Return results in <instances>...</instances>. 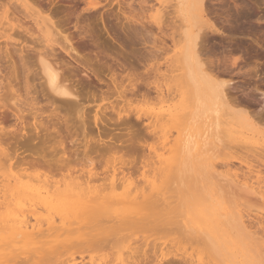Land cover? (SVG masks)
<instances>
[{"label":"rangeland","instance_id":"obj_1","mask_svg":"<svg viewBox=\"0 0 264 264\" xmlns=\"http://www.w3.org/2000/svg\"><path fill=\"white\" fill-rule=\"evenodd\" d=\"M206 1L205 8L207 7L206 10L209 11L207 19L209 18L208 22L215 30L214 33L210 34L212 37L210 36L211 39L207 44L208 55L211 53L210 59H213L216 63L226 57L228 60L230 58L231 60L235 59L237 67H246L238 75L239 68L236 69L235 65L234 69L237 71L234 70L231 75L224 78L231 81L229 83L230 90L232 87H236V89L232 88V91H230L231 99L234 100L233 102L239 109L248 113L251 124L243 126L238 124L239 122L236 123L235 121L237 120L235 118L230 117L229 119V116H226L228 125L224 123L215 133L209 132L207 134L203 132L204 130L193 129L192 132L199 133L201 136L204 135L203 138L200 136L195 140L197 144L194 151L195 160L191 165L192 174L191 176L186 174L187 176L189 175L188 179L184 175L187 180L183 178L185 182L180 184L181 176L179 177V183L174 175L178 173V169L180 170L178 163L183 158L173 152V159L170 151L172 152L173 150L174 140L180 130V127H178L180 125L176 124L178 122L183 123L181 122L182 120H175L177 117H170L169 119L166 117L163 119L160 116L165 113L164 111H167L166 109H173L177 101L175 82L171 79L172 70H168L172 69V67H169L170 63L167 62L172 56V50H170L172 49L171 42L168 36L171 34L170 32H174L175 25L173 23L172 26L170 25L172 20L170 23L168 22L167 24L172 29L170 31L169 28L168 31L166 28L167 32H165V26L158 22V17L156 16V9L158 8L156 0H27L29 8L23 6L22 0H0V6L2 7L3 5V9L0 8L1 47L7 43L10 49L12 48L11 51H13V48H18L21 42L30 45V37L22 34L21 30L17 28L16 19H21L25 22L22 23V26L27 28L28 35H33V40L41 41L42 45L45 44L46 40H51L52 33H47L36 25V22L41 21L43 17L55 21L56 25L59 24L58 29L62 34L75 36L74 39L77 37V31L74 26L78 28L80 24L83 26V23L92 24L91 28L94 27V38H97L102 44V48L99 50L115 56L119 49L116 46L117 44H112L106 40L103 27L101 22H99L102 17L107 28L118 38L117 43L124 51L129 55L133 52L136 54V56L133 54L131 56L128 55L124 61L130 67L132 65V73L133 71H135L134 73L138 72L139 84L146 85L145 87L141 86L144 88L143 90L141 88V92L143 91L142 93L145 95L131 97L127 94L124 96L125 100L118 97L114 92L112 94L115 95L111 96L110 89L112 90L113 88L111 85H105L106 87L99 85L102 87L101 89L97 85V89L99 88L100 90H97L96 100L94 98V101L90 100L84 103V106H86L85 113L88 118L91 119L96 114L97 118L105 119L103 121L111 124L110 127H107L110 129L107 135L109 137L103 138L105 141H111L115 146L110 152L105 153L103 162L108 161V171L107 169L105 170L103 162L101 165L97 164L95 170L98 174L97 182L94 181L89 184L90 187L95 188L94 195L98 193L97 196L100 194V196L105 197L107 201L105 210L97 212L96 215H84L85 217L78 214L55 213L45 210H37L35 216L30 212L24 214L34 224V219L39 218L41 229L46 228L47 222H53L56 226L64 224L65 227L69 228L84 227L86 230L84 235L88 236L87 239L84 237L85 241L91 245L80 244L75 241L65 242L64 236L54 242L56 235L61 234L54 232L51 233L52 236L39 238L40 243L36 245L38 249L36 248L34 252L29 248L16 251L3 264H62L64 260L63 264H107L108 261L110 262L109 264H117L118 262L119 264H124L126 261L130 264L132 258L140 257L138 254H144V250L145 253L146 251L149 252H147V256L151 255L153 260L151 259L148 263L153 261L152 264H181L180 262H183V260L187 261V264H191L189 262H192V264H259L256 253L264 248V1L245 0V3L257 11L258 17L260 16L259 20L252 18L248 24L239 22L236 19L237 13L242 6L240 0ZM89 3L98 4V6L95 10L88 11ZM5 9L9 10L8 15L3 14ZM127 20L132 22L141 21L147 25L148 30H145L146 32L140 28L142 33L145 32V34L136 30L141 33L142 37L138 38V40L135 39V42L125 39L124 34L116 28ZM76 22L78 23L76 24ZM250 25L256 28L258 34L249 30H242V26ZM162 32H165V34ZM88 47H91V45L89 44L82 53L92 58V52L95 51V48ZM137 51L144 52L146 57L149 51H156L157 53L155 52L153 57L148 56L147 60H141L140 63L138 62ZM128 57L129 59H127ZM108 59L104 60L106 66H102L104 72L109 65L111 68L119 65L117 61ZM166 70L168 72H165ZM246 71L249 73L248 75L244 73ZM116 73L118 74V80H120L119 74L126 75L124 70L123 73L116 70ZM242 73L246 76H242ZM169 74L171 75L169 76ZM123 77L125 78V76ZM169 77L170 80H168ZM107 79L106 81L109 82V79ZM91 80L93 82L90 81V84L95 85L96 82L93 79ZM85 82L87 84L88 81ZM127 84V81L124 80L123 85L127 86ZM157 85L161 87L160 90L162 91L159 96V93L155 92L154 89ZM10 97V95H7L6 100H9ZM102 98L103 101H101ZM129 99L130 102H128ZM168 106L169 108H167ZM154 114H158V118ZM69 115L75 118L76 112L73 111ZM136 116L140 117L142 125H140L139 121H136ZM116 117H130L131 124H136V127L139 126V129L134 128L140 132L139 137L137 139L132 138L131 142H128V139H131L128 138V131L120 126ZM171 118L173 119L171 120ZM224 118L225 116L221 119L224 120ZM115 119L116 121H114ZM27 120L29 121L30 119ZM112 122L117 124L114 125ZM91 124H93L92 121ZM118 124L119 126H116ZM99 126L102 125L100 124ZM93 131L89 132V134L93 133L89 137L87 136L86 140H90L93 137L96 138L95 129ZM140 135L143 136L141 137ZM76 137L79 143L78 151L68 155L78 162L74 165L76 167L75 170L85 173L89 168L79 165V162H87L85 153L88 148H86L85 139L82 138L80 132ZM197 152L201 159V161L199 160L201 168L206 174L205 178L202 176L203 174L196 173L195 170L199 158L198 155L195 156ZM90 157L96 161L95 155L88 152V158ZM28 158L31 159L30 157ZM178 158L181 160L179 161ZM18 162L13 159L10 171L6 170L4 172V169L1 170L0 180L6 175L14 176L17 182L20 183L33 182L37 184L36 182H43L47 179L36 169L21 165ZM160 162L163 163L162 165L160 164L161 166L159 165ZM7 164L8 162L3 159L0 162V165L6 167ZM110 166H115L117 173L123 172L126 179L133 180L134 186L136 185L135 182L138 183L136 186L141 185L139 186L140 189H138L143 191V197L137 201L141 204L144 203L146 208L128 207L123 202L128 198V195L125 197L122 194L124 190L126 192L125 184L127 182L117 186L118 190H112L108 188V181L103 182L102 180L103 183L101 180L98 181V178L105 179L112 174ZM196 169L198 171V167ZM157 172L162 173L161 176ZM194 172L197 175L199 174V176ZM65 173L62 171L61 174L52 175L54 179L59 180ZM154 174L157 176H154ZM127 175L130 177L127 178ZM117 176L119 178L122 175L118 173ZM73 177L75 176L73 175ZM82 179H86V176ZM144 180L149 181V188H144L148 191L142 189L146 187L143 184ZM138 181L143 182L139 184ZM142 185L144 186L142 187ZM103 188L109 189V192L106 189L101 192ZM152 188L155 192L153 197L151 196L153 194ZM138 189L135 190L134 188L130 197L134 193H138ZM155 202L157 205L160 202L163 204L158 205V208H156L157 206L154 208ZM11 212V208L6 209L0 206V240H4L10 235L7 229H3L1 222ZM225 219L240 220L242 226L244 225L246 229H244L245 235L243 231L240 234L237 233L235 237L231 236L232 238L228 239L229 246H226L220 239V234L227 227ZM125 222L134 223L127 227L129 224ZM141 222L143 224L146 223L147 226ZM258 222L260 223L258 224ZM209 233H213L218 238L217 241L215 239L208 240L204 237L205 234ZM132 239L137 242V246L138 244L140 246L142 241L145 242H142L143 248L141 252L135 248V242L131 244L133 242ZM137 239L139 240L137 241ZM58 241L59 244H57ZM128 246L134 248L132 249ZM130 249L135 252L138 251V254ZM125 251L128 253H125ZM153 253H155L154 256L152 255ZM143 254L139 259L140 261L142 260L141 262L146 260ZM126 256V261L124 260L123 262L122 258ZM130 256L132 257L130 258ZM184 258L187 259L185 260ZM135 261L138 262V258Z\"/></svg>","mask_w":264,"mask_h":264},{"label":"bare ground","instance_id":"obj_2","mask_svg":"<svg viewBox=\"0 0 264 264\" xmlns=\"http://www.w3.org/2000/svg\"><path fill=\"white\" fill-rule=\"evenodd\" d=\"M22 1L24 3L23 6L29 8L28 3L26 2L27 0ZM240 1L242 6L237 13L236 19L239 22L247 24L252 18H257L259 20L260 16L258 17L257 11L245 3V0ZM258 1L264 0H255V2ZM156 2L158 4L156 16L158 17V22L165 26H163L165 28V32H167V30L169 31L172 23L175 25L174 32H170L171 34L168 36L170 37L172 48L170 50H172V56H170L171 58L167 62L170 63L168 66L172 67V69H168L167 66L166 68L170 71L172 70V75L169 74V76L171 75V79L175 82L177 101L173 109H166L167 111H164L165 113L160 116L163 119L166 117H168V119L170 117H177L175 120H182L181 122L183 124L177 121L178 124L176 125H180L178 126L180 127V130L177 132V140H174L172 152L170 151L171 149L169 151L172 155L174 152V154L176 153L180 156V158H183L182 161L178 163V168H180V170L178 169V171L176 169L178 173H175L176 175H174L177 177L178 182L179 177L181 176V183H179L183 184L185 180L188 179L189 175L191 176L192 174L191 170L193 169L191 165L195 160L194 151L196 150L197 144V141L195 140L197 137L201 136L199 133L192 132L193 129L204 130L203 132L207 134L209 132L215 133L224 125V123L227 124L228 119L226 116H229V119L230 117L235 118L237 120L235 122H239L238 124L243 126L250 125L251 121L248 117V113H246L245 110L243 111L242 109H239L233 102L234 100L231 99L232 95L230 96V91H232V88L236 89V87H232L230 90L229 83L231 81L225 79V76L231 75L234 70L237 71L236 69L239 68L237 67L236 60H231L230 57V60H228V58L225 57L224 59L222 58L219 63H216L213 59H210L211 53L208 55L209 50L207 48V44L212 37L210 34L214 33L215 30L208 22L209 18L207 19V13L209 12L206 10L207 7L205 8V2L207 1L156 0ZM97 6L98 4L89 3L87 10H95ZM0 8L3 9V5L2 7L0 6ZM8 12L9 10L5 9L3 14L8 15ZM24 20L26 19L24 18ZM15 21L17 28L21 30L22 34L30 37L27 38H29V42H31L30 45L32 47L26 43L23 44L22 42L19 43L18 48H13V51H11L12 48L10 49L7 43H5L3 47L0 46V162L2 159L8 162L7 167L0 165V171L3 169L4 172L6 170L10 171L13 165L11 161L15 159L16 162L19 161V164L27 165L36 169L38 172H41L47 179L43 182L38 181L36 182L37 184H34L33 182L20 183L17 182V179L14 178V176L6 175L2 180H0V206L5 207L6 209L11 208L12 211L11 214H8L4 218L3 221L1 220L3 229H7L10 232V235L4 240H0V264L5 263L7 259H9L10 255L14 254L16 251L27 250V248H29L34 252L37 248L36 245L40 243L39 238L41 239V237H47L49 235L52 236L51 233L54 232L61 233L60 235H56V240L54 242H57L58 238L64 236L65 242L75 241L76 243L91 245L85 241L88 236L84 235L86 234L84 227H81L82 229L79 227L69 228L65 227L64 224L56 226L53 222H47L46 228L41 229L39 218L34 219V224L31 223L30 220L26 218L28 216L25 217L24 214L26 212H30L35 216V212L37 210H45L55 213H72L83 216H91L94 214L96 215L97 212L99 213L105 210L107 202L105 197L100 196V194L97 196L98 193L97 195H94L95 188L90 187L89 184L94 181L97 182L96 180L98 174L95 172L96 165H101L104 161L105 153L110 152L115 147L111 141H105L103 139L108 135L110 129L107 127H110L111 124L107 121H103L105 119L101 120L97 118L96 114L91 119L88 118L85 113L86 106H84V103L90 100L94 101V98L96 100L97 90L99 89H97V85H111L113 87L112 90L109 88L111 96L117 94L118 97L124 100L126 99L124 96L127 94L131 97L136 95H145L142 93L143 91L141 92V86H146L144 84H139L140 78H138V72H131L132 65L130 62L129 64L131 67L125 63L126 61H124V59L129 54L126 53L117 43L118 38L110 31V29L107 28L105 21L102 20V17L100 21H98L101 22L106 40L110 41L112 44H117L116 46L119 49L115 56H112L111 54L109 55L103 50H99L102 48V44L97 38H94V27L91 28L92 24L89 25L90 23L88 22V24L83 23V26L78 24V28L74 26L77 31L76 40L74 39L75 36L62 34L58 29L59 24L56 25L55 21L42 17L41 21L36 22L37 27L44 29L47 33H52L51 40H46L45 44L42 45L41 41H38L37 39L33 40V35H28L27 28H23L22 26V23L25 22L21 19H16ZM168 22L171 26L167 24ZM77 23L78 22H76V24ZM145 25L146 24L141 21L132 22L127 20L125 23H121L116 28L124 34L125 39L127 38L130 42H133L135 39L138 40V38L142 37L141 33L143 30H148L147 25ZM137 26H139V28L136 29ZM171 29L172 28H170V31ZM136 30L141 31V33ZM160 30L163 31L162 29ZM242 30H249L258 34V31L253 25L242 26ZM145 32L142 34H145ZM165 32L162 33L165 34ZM89 44L91 47L88 48H95V51L92 50L94 52L91 51L93 53L92 58L82 53ZM156 51L158 52V50ZM155 52L149 51L147 57L144 52H138V62L141 63V60H147L146 58H148V56L153 57ZM132 54L136 56L134 52ZM132 54L130 53L129 56ZM106 58H109L111 61H117L119 65L116 67L111 65L112 68L109 65L106 67V71L104 72V70H102V66H106V64H104V60ZM127 59H129V57ZM235 65L236 69H234ZM222 67L224 68L222 69ZM243 68L246 67L241 66L238 69V75L242 72L241 70ZM116 70L121 73H123L124 70L126 75L119 74L120 80H118ZM168 70L165 72H168ZM244 73L246 74L247 71ZM245 74L242 73V76H246L249 73ZM123 76H125V78ZM164 76L166 75L164 74ZM106 78L109 79V82L106 81ZM91 79L96 82V84L94 83L95 85L90 84V81L93 82ZM124 80L127 81V86L123 85ZM168 80H170V77ZM83 81L88 82L86 84V82L84 83ZM101 88L102 87H100V89ZM143 89L144 88H142V90ZM154 89L155 92L157 91V93H159L158 96L162 94V91L160 90L161 87H158V85L154 87ZM113 92L115 94H112ZM7 95L11 96L9 100H6ZM101 101H103V98ZM128 102H130V99ZM167 108H169V106ZM73 111L76 112L75 118H72L69 115ZM154 116L158 118V114H154ZM223 116H225L226 119H221ZM116 118L118 123H120V126L124 127V129L128 131V138H131L128 139V142H131L132 138L137 139L139 137L140 132L137 130L139 129V126L136 127V124H131L132 121L130 117ZM27 119L30 120L28 121ZM135 119L136 121H139L140 125H142L140 117L136 116ZM172 119L173 118H171V120ZM90 120L93 122L94 126L91 124ZM114 121H116V119ZM112 123H114V125L117 124L116 122ZM100 124L102 126H99ZM181 125L183 128H181ZM116 126H119V124ZM135 127L137 129H134ZM106 128L108 131H106ZM93 129H95L96 135H94L96 138L93 137L90 140H86L89 135H92L94 132ZM90 131L93 132L89 134ZM79 132L81 133L82 138L85 139L84 142L86 148H88L85 153V159L87 162H79V165L87 166L89 168V170L85 173L83 171L75 170L76 167L74 165L78 162L68 155L69 153H76L78 151L79 143L76 136H78ZM203 135L201 138H203ZM140 136L142 137L143 135ZM108 137L109 136L106 138ZM88 152L95 155L96 161L94 158H88ZM197 155L199 157L198 152L195 153V156ZM180 158H178L179 161L181 160ZM199 160L201 161L200 157L198 158V165L196 166V168L198 167V171L196 168L195 170L196 173L199 172V174H203L202 176L205 178L206 174H204L205 172H203L204 170H202L203 168H201ZM103 163L106 170L108 167V161ZM160 164L162 165L163 163L160 162L159 165ZM110 168L112 169V174L109 176L106 175L108 177L105 179L102 176L103 179L100 177L98 178V181H108V188H111L112 190L117 189V186H121L127 182V184H125L126 192L124 190V193L122 194L125 195V197L128 195V198H126L123 202L127 204L128 207L146 208L144 203L141 204L137 201L143 197V191L139 190V186L141 185L136 186L138 183L135 182V187L133 185L134 181L126 179L123 172H118L122 176L117 178L118 173L116 172L117 169L115 166H110ZM172 170L171 172H173ZM62 171L66 172L65 175H62V178L59 180L54 179L52 174H61ZM161 174L159 173L160 176ZM186 174L189 175L187 176ZM199 174L196 175L199 176ZM73 175L75 177L72 178ZM155 175L156 174H154V176ZM184 175L187 176V179L184 178ZM201 175L200 177H202ZM85 176L86 179H82ZM129 177L130 176L127 178ZM183 178L185 180H183ZM175 181L177 180L175 179ZM138 182L141 184L140 182L143 181ZM143 184L146 185V187H143L144 185H142V189L149 188V181L144 180ZM125 186L123 187L125 188ZM134 188L135 190L139 188L138 190L140 192L138 191V193H134V195L130 197ZM104 189L106 188L101 189V192H103ZM108 190L109 189H106V191ZM152 190L153 194H151V196L153 197L155 192L153 188ZM144 191L148 190L144 189ZM125 204L123 205L125 206ZM161 204L163 203L160 202L158 205ZM158 205L156 203L154 208L156 206V208H158ZM164 206L166 207V205ZM225 220L227 227L220 234V239L226 246H229L230 243L228 239L231 236L235 237L237 233L240 234L243 231L245 235L246 229L244 228V225L242 226L240 220ZM133 223H127L129 224L127 227L131 226V224L133 225ZM259 223L260 222H258V224ZM143 225L147 226L146 223ZM204 237L208 240L215 239V241H217L218 239L213 235V233L205 234ZM138 240L139 239H137V241ZM233 241L235 242L234 238ZM134 242L135 241L131 244ZM142 242V245L140 244V246H142L141 248L139 244L138 247L137 242H135V248H137L138 251L140 250V252L143 248ZM57 244H59V241ZM131 246L128 247L133 249L134 247ZM262 249L256 253L259 264H264V248ZM132 251L138 254V251ZM147 252L148 251L145 253L144 250V254L142 253L143 256L146 257V262L144 260L141 262L142 260L140 261L139 259L142 254H138V256H140H136L138 258V262L135 261L137 258L133 257L132 260L130 259V264H152L153 261H151L152 263H148L152 258L151 255L147 256ZM125 253L128 252L125 251ZM125 253L123 252V254ZM52 254L54 253L52 252ZM154 254L155 253L152 255L154 256ZM131 257L132 256H130V258ZM126 258L127 256L122 258V261H126ZM64 262L65 260L62 261V264ZM183 262L181 261L180 263H188L184 260ZM109 263L110 262L108 261L107 264ZM189 263L192 264V262ZM117 264H119V262Z\"/></svg>","mask_w":264,"mask_h":264}]
</instances>
